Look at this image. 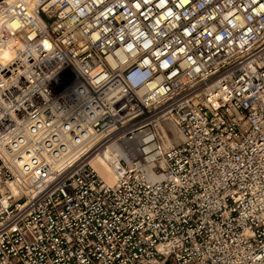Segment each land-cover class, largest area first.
Returning <instances> with one entry per match:
<instances>
[{
    "label": "built area",
    "instance_id": "1",
    "mask_svg": "<svg viewBox=\"0 0 264 264\" xmlns=\"http://www.w3.org/2000/svg\"><path fill=\"white\" fill-rule=\"evenodd\" d=\"M0 264H264V0L0 2Z\"/></svg>",
    "mask_w": 264,
    "mask_h": 264
},
{
    "label": "bare ground",
    "instance_id": "2",
    "mask_svg": "<svg viewBox=\"0 0 264 264\" xmlns=\"http://www.w3.org/2000/svg\"><path fill=\"white\" fill-rule=\"evenodd\" d=\"M11 0H0V2H10ZM163 133L166 137L167 142H170L169 137L166 134L164 127L162 126ZM115 152L110 150L105 151L104 154L101 153H93L90 156V164L92 167L98 172L100 177L105 181L108 185H113L115 183V175L113 172V168L110 166L108 160L109 158H113Z\"/></svg>",
    "mask_w": 264,
    "mask_h": 264
},
{
    "label": "rangeland",
    "instance_id": "3",
    "mask_svg": "<svg viewBox=\"0 0 264 264\" xmlns=\"http://www.w3.org/2000/svg\"><path fill=\"white\" fill-rule=\"evenodd\" d=\"M165 128L170 132V135L172 136V139L177 142L179 139V136L177 135V132L173 126V124L169 121L164 122Z\"/></svg>",
    "mask_w": 264,
    "mask_h": 264
}]
</instances>
